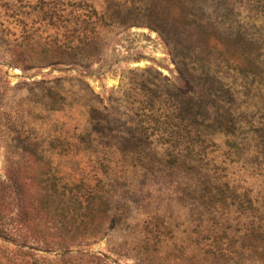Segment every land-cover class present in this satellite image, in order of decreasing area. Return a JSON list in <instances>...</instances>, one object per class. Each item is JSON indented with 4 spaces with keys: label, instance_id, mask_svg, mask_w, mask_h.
I'll use <instances>...</instances> for the list:
<instances>
[{
    "label": "rangeland",
    "instance_id": "374dc122",
    "mask_svg": "<svg viewBox=\"0 0 264 264\" xmlns=\"http://www.w3.org/2000/svg\"><path fill=\"white\" fill-rule=\"evenodd\" d=\"M257 1L0 0V233H16L14 242L0 237V264H264ZM55 40L78 48L57 58ZM188 89L191 112H205L180 140L190 152L173 159L141 125ZM92 109L103 134L93 130ZM52 191L86 203L98 195L108 218L70 247L18 238L26 217L56 219L63 203L50 202L48 215L39 205Z\"/></svg>",
    "mask_w": 264,
    "mask_h": 264
},
{
    "label": "trees",
    "instance_id": "16d2710c",
    "mask_svg": "<svg viewBox=\"0 0 264 264\" xmlns=\"http://www.w3.org/2000/svg\"><path fill=\"white\" fill-rule=\"evenodd\" d=\"M246 1V0H243ZM257 1V0H256ZM258 8H261V11H264V0L257 1ZM182 10H185V7L182 6ZM260 11V10H259ZM196 26L202 30L204 34L208 33L207 27L204 23H196ZM78 46L73 45L71 43H60L58 40H55L49 47L50 51L53 55L57 58H71L75 53ZM236 61V59H235ZM66 61L57 62L56 64H65ZM237 65L233 69H238ZM178 73L180 74V79L188 86L191 85L192 77L191 74L186 69H181L177 64ZM241 65V70H242ZM243 72V71H242ZM194 89H188L185 91L179 90L178 97L180 98L177 102L175 108L171 111L166 112L163 115L158 116L156 121H145L144 125H141L142 128L144 126V136L147 139L151 140V143H158L161 147H164L166 151V155L169 158L178 159L179 157L183 156V153L190 152V144H185L180 142L182 138L184 139L185 136L192 135V129H195L197 120H199V115L202 112H205V109L198 110L197 114L193 111V106L195 109V105L193 103V98L190 96L194 91ZM187 112V114L185 113ZM178 114H186L189 119L185 120L181 117L176 118L179 120V123H170L172 119L173 122H177L173 117L174 113ZM180 112V113H179ZM99 111L96 109H92L91 111V121L93 130L97 133L103 134L104 126L101 125V118L99 117ZM146 120L147 117L150 116L148 114L144 115ZM184 123L188 125L189 130L188 133L185 131V125L179 127V124ZM183 128V129H181ZM181 129L182 137L175 135L176 131ZM175 131V132H174ZM124 138L122 136L117 137L116 148L119 153L125 152L122 150V146L125 144ZM152 145V144H151ZM186 150V151H185ZM93 197L89 199L86 203L87 197H82L78 193H56V191H52L51 194L46 195V199L43 197L39 201L40 208L47 212V206H51L52 202L58 201L59 203H63L60 207L56 206L55 212L52 213V220L56 218L53 222L49 224L40 225L35 221L32 216L26 217L25 220H22L19 224L20 233L18 238L27 239L31 238L34 234H39L40 236L44 237H54V238H62V243L66 244V247H70L72 243L76 240L77 235L83 234L88 232L92 226L94 225H102L104 221L108 218L105 215L108 208L105 206V201L98 195H92ZM51 202V203H50ZM50 212V211H49ZM47 212L46 215L49 214ZM101 212L103 215L102 217H97V214ZM27 216V215H26ZM35 216V215H33ZM61 220V221H58ZM0 237H2L6 241L14 242V237H16L15 232L11 231H2L0 233Z\"/></svg>",
    "mask_w": 264,
    "mask_h": 264
}]
</instances>
